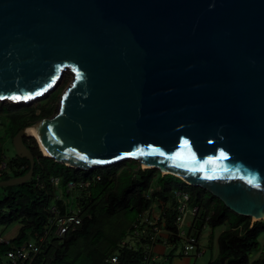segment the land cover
Masks as SVG:
<instances>
[{
    "label": "water",
    "instance_id": "water-1",
    "mask_svg": "<svg viewBox=\"0 0 264 264\" xmlns=\"http://www.w3.org/2000/svg\"><path fill=\"white\" fill-rule=\"evenodd\" d=\"M64 73L55 115L11 140L28 172L0 187L32 178V138L66 167L139 162L264 220V0H0V103Z\"/></svg>",
    "mask_w": 264,
    "mask_h": 264
},
{
    "label": "trees",
    "instance_id": "trees-1",
    "mask_svg": "<svg viewBox=\"0 0 264 264\" xmlns=\"http://www.w3.org/2000/svg\"><path fill=\"white\" fill-rule=\"evenodd\" d=\"M14 109V106L0 104V115L10 114ZM49 113L50 110L43 108L34 119L46 118ZM25 126L30 125L22 122L21 116H11L4 135L0 136V165L4 163L5 143ZM24 143L36 158L32 178L23 185L3 187L0 192V226L20 225L17 237L10 241L11 245L17 246L34 235H41L50 216L48 208L51 204L56 205L61 214L72 211L65 200L56 196L51 178L59 180V187L64 188L65 194L69 193L66 186L70 182H90L86 190L80 191L81 198L77 199L81 225L61 238L50 239L32 264H144V250L140 244L136 243V248L128 243L123 244L127 229L131 235L132 226L149 213L155 204L163 214L167 241L172 244L181 241L175 226L177 212L173 193L177 190L187 192L190 195L189 204L198 207V217L191 231L199 233L207 226L214 229L223 224L228 225V229L217 238V257L207 264H249L250 255L258 251L257 239L264 233V220L251 223L249 218L233 214L209 193L188 187L179 178L161 175L157 170H141L134 161L82 172L43 157L34 139L26 138ZM18 160L21 161V171L16 178L29 170L26 159ZM6 170L2 171L0 181L8 180ZM116 217L120 220L114 219L111 223V219ZM109 222L111 225L116 222L113 228H116L114 231L117 234L110 230ZM11 249L10 245L0 244V260ZM112 258L115 262L111 261ZM251 264H264V257Z\"/></svg>",
    "mask_w": 264,
    "mask_h": 264
},
{
    "label": "built area",
    "instance_id": "built-area-1",
    "mask_svg": "<svg viewBox=\"0 0 264 264\" xmlns=\"http://www.w3.org/2000/svg\"><path fill=\"white\" fill-rule=\"evenodd\" d=\"M2 121L0 119V128ZM6 170L5 162L0 165V176L2 171ZM99 180L98 178H96ZM51 186L55 189L59 186V180L57 178H51ZM89 181L70 182L67 184L66 189L68 192L72 190L82 191L89 187ZM149 199V196L146 197ZM173 198L176 204L177 217L175 219V226L177 228V236L183 243V252L185 254L198 253V239L192 235L191 228L194 221L198 217V207L191 206L189 204L190 195L181 190H177L173 193ZM57 199V198H56ZM50 216L47 218L44 224L41 235H34L28 241L13 246L10 241H5L0 237V244L6 246H12V249L6 253L5 258L9 261V264H32L34 258L42 252V247L52 238H61L71 232H74L78 226L81 225V210L77 208L76 211H71L68 214H61L59 208L51 204L48 208ZM187 216L190 217L186 220ZM185 227L187 231L182 228ZM131 237L135 244H140L144 250L143 262L148 264L151 260L152 246L160 240L159 235L164 231L163 214L161 210L155 213L154 210H150L140 218L138 223L132 226ZM167 234V233H166ZM128 243L129 246L134 244L125 240L123 244ZM115 262V259H111Z\"/></svg>",
    "mask_w": 264,
    "mask_h": 264
},
{
    "label": "rangeland",
    "instance_id": "rangeland-1",
    "mask_svg": "<svg viewBox=\"0 0 264 264\" xmlns=\"http://www.w3.org/2000/svg\"><path fill=\"white\" fill-rule=\"evenodd\" d=\"M70 83V75L68 73H64L61 79V82L59 83V85L55 88V90L52 93H49L48 95H46L43 98H40L36 101H34L33 103H31L28 106H24V105H16L14 103H9V102H3L0 103L1 105H7L9 107L14 106L15 109L13 112L6 113V114H2L0 115V119L2 120L3 125L0 128V136L4 135V132L7 128V124L10 122L11 116L15 115V116H21V121L25 122L26 125H33L34 123H36L38 120L37 118L34 119V116L39 114V111L43 108H45V110H50L49 117H52L53 115H55L58 104L60 102V98L62 95V92L64 91V89L68 86V84ZM54 94V96H53ZM4 158L3 161L7 164L8 169L6 170V173L8 174V180L10 179H14L16 178L15 176L17 175V173H19L21 171V161L18 160V157L16 156L15 150L12 146V141L7 140V142L5 143L4 147ZM42 155V153H41ZM141 168V170L147 169L143 167V165L139 162H137ZM166 172H163V174ZM3 187H0V192L2 191ZM56 196L58 198H62L63 200H65V202L69 205V209L72 211H76L78 208L79 202L77 201V199H80L82 196V193L80 191L77 190H72L70 191L68 194H65V190L64 188H62L61 186L56 189ZM154 210L155 213H158L159 210L156 208V205L154 204L151 208V210ZM114 219L120 220V218L116 217V218H112L111 219V223L114 221ZM190 217L187 216L186 220H189ZM255 220H251V223H253ZM111 223L109 222L108 224L111 225ZM116 223V222H115ZM114 223V224H115ZM111 225L110 230H112L114 232V234H117L118 232H115L114 230H116V228H113V225ZM123 226V223H122ZM19 228L20 225L18 223H14L11 224L9 226L6 227H2L0 226V237L5 240V241H12L14 240L19 232ZM183 230L187 231V229L185 227L182 228ZM228 229V225L227 224H223L220 226H217L214 229L207 227H204L201 231V235L199 237L200 240V244L201 246H205L207 244H205L206 242V238H208L211 234H214V239L212 241V247L210 249H206V255L199 257V262L201 264H206L207 263V257L212 254L213 252V257H215L218 254V249H217V243H216V235L218 233H221L225 230ZM192 234L197 237L198 233L194 230L192 232ZM133 234L130 235L129 233V229H127V237L125 238L127 241H129L130 243L134 244L135 246V241L131 238ZM28 241V240H27ZM258 244H259V248L258 251L253 252L250 255V259H249V264L251 263V261L253 259H255L256 255L258 253H260L261 251H264V233H261L257 239ZM209 244V245H210ZM179 248L183 247V243L181 241H178V243L176 244ZM137 246H135L136 248ZM206 247V246H205ZM213 249V250H212ZM217 257V256H216ZM215 259V258H214ZM1 264H9V261L5 258L2 257L0 260Z\"/></svg>",
    "mask_w": 264,
    "mask_h": 264
},
{
    "label": "crops",
    "instance_id": "crops-1",
    "mask_svg": "<svg viewBox=\"0 0 264 264\" xmlns=\"http://www.w3.org/2000/svg\"><path fill=\"white\" fill-rule=\"evenodd\" d=\"M192 230L191 232H193ZM220 233L216 235V243H217V238ZM193 235V234H192ZM197 239H198V253H189L185 254L183 252L182 248L178 249V246L176 244H172L167 241L168 235L163 231L159 237L160 240H158L151 249V260L148 264H201L199 262V257L206 255V249H210L212 247V241L214 239V234H211L208 238H206V243L207 245L201 246L199 237L201 235V232L197 234ZM182 242V241H181ZM211 243V244H210ZM210 244V245H209ZM213 250V249H212ZM218 255V254H217ZM216 255V256H217ZM213 252L207 257V263L210 260H213L215 257H213ZM264 257V251H261L258 253L251 261L253 263L256 260H260ZM206 263V264H207ZM250 263V264H251Z\"/></svg>",
    "mask_w": 264,
    "mask_h": 264
},
{
    "label": "bare ground",
    "instance_id": "bare-ground-1",
    "mask_svg": "<svg viewBox=\"0 0 264 264\" xmlns=\"http://www.w3.org/2000/svg\"><path fill=\"white\" fill-rule=\"evenodd\" d=\"M27 136H30V137H33V138H36V128L34 126H32L31 128H29L27 130V133H26ZM42 153L43 155H46L45 151L42 149ZM144 168H146V165L142 164ZM166 174V173H164Z\"/></svg>",
    "mask_w": 264,
    "mask_h": 264
},
{
    "label": "snow or ice",
    "instance_id": "snow-or-ice-1",
    "mask_svg": "<svg viewBox=\"0 0 264 264\" xmlns=\"http://www.w3.org/2000/svg\"><path fill=\"white\" fill-rule=\"evenodd\" d=\"M80 78V74L79 73H77V79H79ZM40 93H37V95H39ZM26 99H29V98H31V97H25ZM18 99V98H17ZM185 143H187V142H185ZM144 153L143 152H141V155H143ZM80 159H82V160H86L87 159V157H85V156H81L80 157ZM209 178H212V177H209ZM250 183L252 182V181H249ZM257 187L259 186V185H256Z\"/></svg>",
    "mask_w": 264,
    "mask_h": 264
}]
</instances>
